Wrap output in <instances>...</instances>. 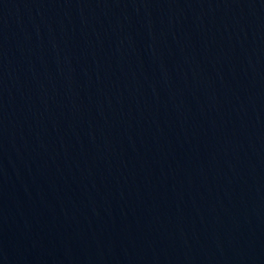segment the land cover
Segmentation results:
<instances>
[{"label": "water", "instance_id": "water-1", "mask_svg": "<svg viewBox=\"0 0 264 264\" xmlns=\"http://www.w3.org/2000/svg\"><path fill=\"white\" fill-rule=\"evenodd\" d=\"M0 264H264V0H0Z\"/></svg>", "mask_w": 264, "mask_h": 264}]
</instances>
